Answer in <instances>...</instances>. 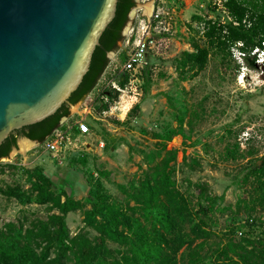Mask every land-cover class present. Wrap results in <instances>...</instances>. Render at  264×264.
<instances>
[{
  "label": "rangeland",
  "instance_id": "rangeland-1",
  "mask_svg": "<svg viewBox=\"0 0 264 264\" xmlns=\"http://www.w3.org/2000/svg\"><path fill=\"white\" fill-rule=\"evenodd\" d=\"M221 6L154 0L149 23L136 8L81 102H95L90 144L0 160V264H26L29 250L47 254L38 264H264V63L234 48L198 71L190 56ZM131 35L153 42L130 83L119 69Z\"/></svg>",
  "mask_w": 264,
  "mask_h": 264
},
{
  "label": "water",
  "instance_id": "water-1",
  "mask_svg": "<svg viewBox=\"0 0 264 264\" xmlns=\"http://www.w3.org/2000/svg\"><path fill=\"white\" fill-rule=\"evenodd\" d=\"M153 2L136 0L123 39L136 8L143 7L149 23ZM117 4L118 0H0V147L12 132L42 122L69 100L89 71ZM80 104L71 106L70 114ZM36 144L19 138L7 159Z\"/></svg>",
  "mask_w": 264,
  "mask_h": 264
},
{
  "label": "trees",
  "instance_id": "trees-1",
  "mask_svg": "<svg viewBox=\"0 0 264 264\" xmlns=\"http://www.w3.org/2000/svg\"><path fill=\"white\" fill-rule=\"evenodd\" d=\"M135 5L133 0H118L116 15L102 34L99 45L94 51L89 71L78 89L54 115L40 123L12 132L0 147V160L9 157L21 137L38 143L45 142L59 127L62 119L70 116V107L84 101L92 93L109 64L107 53L116 51L118 43L123 40L122 30ZM216 10H218L217 5L212 11L215 13ZM220 10L225 14L224 21L208 19L205 23L203 38L206 45L202 46L196 40L191 43L194 52L190 56L198 71L206 67L212 53L225 56L237 48L244 57H256L259 51L264 50V0H222ZM194 19L201 20L198 16ZM126 82L125 80L122 86H125ZM62 212L65 216L68 213L67 208L64 207ZM158 239L161 240L160 235ZM62 244H64L63 238ZM24 254L23 262L26 264H38L37 261H44L47 258L46 253L37 257L30 250ZM148 257L152 258V255L149 254ZM149 261L146 260V262ZM9 262L14 264L13 260Z\"/></svg>",
  "mask_w": 264,
  "mask_h": 264
},
{
  "label": "built area",
  "instance_id": "built-area-1",
  "mask_svg": "<svg viewBox=\"0 0 264 264\" xmlns=\"http://www.w3.org/2000/svg\"><path fill=\"white\" fill-rule=\"evenodd\" d=\"M159 14L156 13L152 18H158ZM152 39L150 36L135 39L129 42L127 45L130 47L125 60L120 65V73H130L129 82L132 79L138 80L136 74H138L143 67L145 57L148 50L151 48ZM119 84V83H118ZM114 89L121 92L120 84L112 82ZM112 110V107H111ZM95 113L94 100L85 101L80 104L79 111L76 114L68 116L58 128H56L52 134L41 143L39 146L43 148V152L51 154L53 156L67 155L72 152H77L80 146H88L90 143L87 139L92 137L93 131L91 126L93 121L98 120ZM105 114V112H102ZM97 144L100 148H104L105 142L101 138L97 137Z\"/></svg>",
  "mask_w": 264,
  "mask_h": 264
},
{
  "label": "bare ground",
  "instance_id": "bare-ground-1",
  "mask_svg": "<svg viewBox=\"0 0 264 264\" xmlns=\"http://www.w3.org/2000/svg\"><path fill=\"white\" fill-rule=\"evenodd\" d=\"M147 1H150V0H147ZM124 90L122 89L121 92H123ZM123 99H124V96L123 95H120L119 96V101L116 102V104L114 106H112V111H116L118 106L121 105L123 103ZM33 147V146H32ZM32 147H28V148H25V149H22L23 151H28L30 150Z\"/></svg>",
  "mask_w": 264,
  "mask_h": 264
},
{
  "label": "flooded vegetation",
  "instance_id": "flooded-vegetation-1",
  "mask_svg": "<svg viewBox=\"0 0 264 264\" xmlns=\"http://www.w3.org/2000/svg\"><path fill=\"white\" fill-rule=\"evenodd\" d=\"M133 1L136 3V0H133ZM131 11H132V10H131ZM131 11H130V12H131ZM129 20H130V13H129V15H128V21H129ZM127 23H128V22H127ZM126 25H127V24H126ZM126 25H125V27H126ZM125 27L123 28L122 33H121L122 38H123V36H124V35H123V32H124ZM119 43H120V42H119ZM119 43H118V44H119ZM112 52H113V51H110V52L107 53V57H108V58H109V54L112 53ZM37 143H38V142H37Z\"/></svg>",
  "mask_w": 264,
  "mask_h": 264
}]
</instances>
